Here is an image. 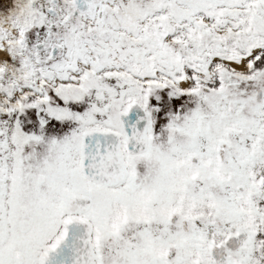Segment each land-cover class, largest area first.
I'll return each mask as SVG.
<instances>
[{
    "label": "snow or ice",
    "instance_id": "snow-or-ice-1",
    "mask_svg": "<svg viewBox=\"0 0 264 264\" xmlns=\"http://www.w3.org/2000/svg\"><path fill=\"white\" fill-rule=\"evenodd\" d=\"M0 264H264V0H0Z\"/></svg>",
    "mask_w": 264,
    "mask_h": 264
}]
</instances>
